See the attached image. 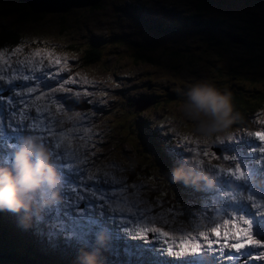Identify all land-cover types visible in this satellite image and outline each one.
Here are the masks:
<instances>
[{
	"label": "trees",
	"instance_id": "16d2710c",
	"mask_svg": "<svg viewBox=\"0 0 264 264\" xmlns=\"http://www.w3.org/2000/svg\"><path fill=\"white\" fill-rule=\"evenodd\" d=\"M147 1L157 9L170 8L168 17L174 22L173 25H170L172 27L168 29L172 28L173 32H177L183 27L180 29H174V27L180 25L190 26L189 34H195V36L189 39V48L185 41V43H177V45L168 49L167 53L159 51L156 56L144 55L152 63L149 65L155 69L157 75L168 79L164 84L166 88H169V91L163 95L164 99L154 98L152 106L164 105L169 100L176 101L183 99V101H186L187 92L183 86L190 85L189 70L193 64H196L201 67V72L210 73V77L206 80L211 81L221 91L230 90L232 92L231 103L233 105V114L236 116L235 120H238V124L247 125V123L251 122V116L260 108H264V71L261 75L256 76L258 71H262L259 66L264 64V0H255L259 1V3H251L249 9L241 5V0H235L234 2L232 0ZM15 7L0 8V13L4 15H17L15 23L7 24L5 27L0 26V46L14 43L23 33H26V31L18 30L20 23L31 22L34 24L41 17V15H32L17 8V12H15ZM79 19L81 18L76 17L72 22L66 24L62 22L59 32L66 34L72 26H78L77 22ZM202 22L221 25V32H224L225 35L212 36L204 32L203 25H201L202 28L200 26ZM249 32L254 34L249 36ZM115 42L109 41L107 44L110 45ZM171 42H168L166 46ZM251 48H255L256 50L248 53L251 57L242 56L240 49L251 51ZM87 55H91L90 58L95 59V56H98V52L92 47ZM165 57L166 61H157ZM139 59L141 57L137 56V61ZM227 60L229 62H238L234 65L226 64L225 61L228 62ZM144 61L146 62L147 60L144 59ZM246 65L250 66L249 69L252 70L253 76L250 79L247 73L243 72L244 74H242L241 71L242 68L247 67ZM81 66L85 67L83 64ZM241 77H246L251 84L242 88L240 81L239 83L237 82V85L236 79L239 80ZM158 85L156 86L157 88ZM166 88L161 90L153 88L152 92L154 94L157 92V95H161L165 92ZM129 101V99H126L125 104ZM173 118L174 114L172 113L169 119L172 120ZM134 152L138 153V151ZM156 159L158 157L154 154L153 161H156ZM155 163L156 165H160L157 161ZM128 166V171H131L132 176L148 173L147 162L142 161L141 168L135 170H132L133 165L131 167V164L128 163ZM145 187L149 189V199L160 203L164 208L166 216L173 217L175 214L178 216L186 198L174 190L168 182L165 181L164 184L157 182L151 188H149L148 183ZM21 243L16 241L13 244L12 256L9 258L14 264L37 263L38 259L34 254L36 252L23 248L25 245L23 244L22 246Z\"/></svg>",
	"mask_w": 264,
	"mask_h": 264
},
{
	"label": "rangeland",
	"instance_id": "374dc122",
	"mask_svg": "<svg viewBox=\"0 0 264 264\" xmlns=\"http://www.w3.org/2000/svg\"><path fill=\"white\" fill-rule=\"evenodd\" d=\"M41 1L42 0H33L32 7L39 8V4ZM232 1L234 2L235 0H232ZM253 2L259 3V1H255V0H250V1L241 0L240 3L245 8L249 9L251 7V3H253ZM19 4H21V2H19L18 0H0V8L5 7V6H19ZM73 9H75V10H86V11L91 10V13L88 14V16H90L91 18L94 17V15L97 11H99V10L104 11L105 12V21H106V25H107V28H106L107 32H105V30H103L102 27H99V28L96 27L95 30L88 28L87 26L83 25L84 21L82 19L78 20V22H77L78 26H72L71 27L72 32H74L78 35H89V37L95 36V37H98L100 39H104V38H107L109 35H113V37H114L113 41L114 42L117 40H120L122 42V53L114 54L112 61L110 63H108V65L106 64L107 56L111 55L109 53V48L105 49L103 51V53L101 54L102 59L95 61L93 64L84 65L85 67L81 66L82 63L77 65L76 69H77L79 75L77 73H75V77H77L81 82H83L82 88L91 96V99L92 98H98V97L100 99H103L104 96H106L107 94H111L113 92V90H112L113 83L116 80L121 79V76L119 74L120 70L125 71L127 66L128 67H135L136 60H132L130 58L133 54V51L142 52L143 55L149 54V55L156 56L159 53V51H162V48H165L164 52L167 53L168 49H171L174 45H177V43H180V42L185 43V41H186L188 44V48H189L190 47L189 39L191 37L195 36V34H189L190 29L184 25L174 27V29H180L181 27H183L181 30H179L177 32H173L172 28L171 29H165V26L166 27H172L170 25H165V26L157 25L154 28V38L149 41L145 36H148L149 33H151V34H153V33L145 31L142 34L141 31L138 30L140 28L139 24L136 23L134 25L135 22H139V21L131 20L129 22L130 17H131V12L133 11V7H131V5L129 3H126L124 1L122 3H118L117 0H102L99 3V5H97L96 7L89 5L86 7H74ZM14 10H15V12H17L16 8H14ZM151 10L156 11L157 8L153 7ZM56 14H58V12H42L41 16L43 17V20L41 17V22H36L33 25L37 26V27H43L45 31H42V32L46 33L45 37H47V38L52 37V38L62 42L63 46L66 49H69L71 47V43L68 41V38L66 36L62 37L61 35H59L56 31L53 30L51 23H49V21L51 19H53V17ZM150 15H151V13L148 12V10H146L145 17L149 18ZM45 17H46V20H45ZM16 20H17L16 15L7 16V15L0 13V26H5L7 24H13L16 22ZM113 23H115L117 26L123 25L125 27L122 31H119L116 33V32H113V31H115V29L111 27ZM139 23H141V22H139ZM30 25H31V22L22 23V24H19V27L25 28V27H29ZM201 25H203V29H204L203 31L211 34L212 36H218L221 34L225 35L224 32H221L222 26L219 24L212 25V24H206V23L202 22V23H200V26ZM141 26L145 27L142 23H141ZM201 28H202V26H201ZM117 34L120 35V37H115ZM253 34L254 33L249 32V36L253 35ZM24 35H25V33L22 34V36H24ZM68 37H69V35H68ZM48 39H51V38H48ZM172 40H175V41H172ZM168 42H171V43L168 46H166V44ZM81 51L79 53V58L82 57ZM254 51H256L255 48H251V51L240 49L242 56L244 55L247 57H251L248 55V53L254 52ZM229 59H230V57H229ZM157 61H159V62L166 61V57L163 58L162 60H157ZM78 62H83V61L81 59ZM144 62L145 61L143 59L142 63H144ZM228 62L225 61L226 64H233L234 65L238 61L229 62V63ZM246 66L247 67L244 66L245 68H242L241 71H242V74H244L243 72L247 73V76L250 79V77L253 76L252 70L249 69L250 66L249 67H248V65H246ZM259 67H261L260 69H262V71H258L256 73V76H259V74L261 75L262 72L264 71V64H261ZM143 68H145V67H143ZM150 69H152V67L147 66V70L150 71ZM194 70H195L194 72H196L197 69L195 68ZM66 71H69V70H66ZM208 71H210V70H208ZM87 72L89 73V76H91V77L84 78L87 75ZM153 72H156V71H153ZM71 73L74 75V71ZM191 73H192V68L190 69V76H191ZM209 76H210V73L208 74V73L202 72V75H201L202 82L211 84L208 80H206L209 78ZM141 79H142V76L135 75V73L131 72V80L130 79H125V80L122 79L121 83L124 84V87L129 88L131 92H136V91H138V89H137V87L134 88L133 86H134V84H136ZM154 79L160 80V77L156 76V77H154ZM240 81L242 83V88L251 84V82L248 81V79L246 77L245 78L241 77L239 80L236 79V84L238 85V83ZM253 85H255V84H253ZM260 85L262 86V84H260ZM126 105H129V103L126 102ZM164 106H167L168 110L172 111V109L175 107V103H171V104L166 103ZM177 110H178L177 111V118H179L180 120L187 121L189 127L193 128V126L190 125V124H193V125H199V126L205 128L204 131L208 130L206 127L207 117H204L202 115L199 117H191V116L186 114V112L183 110V106L181 107L180 105L178 106ZM125 116H126V121H125L126 128L121 127L119 129H117L118 136L120 135V133H119L120 131H121V133L126 134V132H129V130H131L133 132L131 134V137L133 138L134 142H136V141L140 142L141 136H142V130H141L140 125H137V124H133V126L130 125V116L128 114H125ZM114 120H117V119H114ZM113 124H116V122H114ZM72 126L73 127L76 126V122L74 120L72 121ZM125 129H126V131H125ZM196 133H197L196 131L193 132V134H196ZM207 133L208 132H204L203 135L206 137ZM116 143H118V144H116ZM114 144L117 147V149H120V147H119L120 142L114 141ZM131 144H132V141H131ZM123 147H125V146H123ZM154 154L155 153L153 151L143 152L139 162H141V161L147 162V165H148L147 169L149 171V176H148L149 179H151V176L152 177L158 176L162 179H165L168 175V172L166 170V162L163 160H160L158 158V159H156V161L159 162L160 165H156V163H155L156 161H153ZM119 160H122V159H119ZM132 161L136 162L134 159H132ZM101 179H102V176H101ZM121 180H122V178L113 180V183L118 184L121 182ZM140 181H142V180H140ZM160 181H163V180H160ZM43 199H45V197L43 195H36L35 201L32 203V205H34L36 202L43 204L42 203ZM11 233H12V231H11ZM65 237H67L68 240L70 239L72 242L75 241V237H74L73 233H68L67 235H65ZM108 240H109V238H107V241ZM95 241H98V244H99V246L97 248H95L92 245L93 242H95ZM85 245L87 246V250L76 252L73 255V257L70 259L69 264H82V260L80 259L81 255L84 252H93V251L97 252L98 264H134L131 256L127 255L123 258L120 254L117 253V251H113L112 247L110 245L105 244L103 241H100L97 238L88 237ZM6 246H8V244H6ZM103 250H109L111 255H114V253H115V256L107 257V255L102 252ZM0 251H1V249H0ZM59 259L60 258L58 255H54V256L50 257L49 259H42V260H40V262H38L36 264H60Z\"/></svg>",
	"mask_w": 264,
	"mask_h": 264
},
{
	"label": "clouds",
	"instance_id": "9594fccd",
	"mask_svg": "<svg viewBox=\"0 0 264 264\" xmlns=\"http://www.w3.org/2000/svg\"><path fill=\"white\" fill-rule=\"evenodd\" d=\"M77 13L78 10H75V15ZM92 47L95 48L88 40L84 51L88 53ZM113 47L115 48V46ZM116 49L122 53V44L117 45ZM137 56L141 57L139 61H137ZM87 58L91 59L89 55ZM130 58L137 62L143 61V59L148 61L142 52L134 51ZM186 95L187 100L183 104V110L191 117L201 115L207 117L206 127L209 131L226 129L236 119L233 114L231 94L221 91L213 84H193L189 87ZM201 178L211 183V174L203 170H201V174L194 176L190 170L179 166L174 169L172 175L174 181L183 179L188 182L189 179H192L195 182ZM63 183V178L57 171L49 146L37 135L24 136L12 153L10 160L6 157L4 162L0 163V210L6 209L13 212L24 210L27 212L31 207L34 194L45 184L52 191L47 198L42 200V203L44 205L51 204L58 198ZM4 234L14 236L13 233L4 232ZM99 239L103 240V235ZM2 251L5 253L3 248ZM3 257L4 255H0V264L13 263L9 257ZM80 259L82 264H98L96 251L84 252Z\"/></svg>",
	"mask_w": 264,
	"mask_h": 264
},
{
	"label": "snow or ice",
	"instance_id": "6c2138e0",
	"mask_svg": "<svg viewBox=\"0 0 264 264\" xmlns=\"http://www.w3.org/2000/svg\"><path fill=\"white\" fill-rule=\"evenodd\" d=\"M47 58L51 67H59L61 71L69 70L67 69V55L64 54L63 56L56 54L54 49H44V50H38L34 55L29 58L28 63L29 65L36 64L37 68H42L43 60ZM39 61V63H38ZM0 63H6V57H0ZM23 79V80H29L32 77H29L27 75H24L22 77H14V79ZM13 86H15L13 84ZM3 91V86L0 85V92ZM37 89L35 87L29 89L30 93H35ZM46 95V94H45ZM45 96H37V100L44 99ZM0 104H4L3 101H0ZM52 111V109L48 106V104H44L41 106H36L32 109V113L39 112L41 115L46 114L48 112ZM31 117L34 121H36V124H34V127L39 125L44 131L51 132L53 135H56L57 132H60L59 129H53L50 125L45 128L43 126L44 122L41 120V116L38 117L35 114L30 115L25 114L23 117L24 119H28ZM261 123L264 124V120H261ZM81 129H70L67 132H64L62 136L57 137L58 142L62 141L64 136H67L68 133L71 132H80ZM85 134H87L90 130L83 129L82 130ZM257 135L261 140H264V131H256L254 133ZM123 184H114L113 187H122ZM101 195H106V193H101ZM125 194H121L123 197ZM83 217L81 216H74L71 211H68L66 213H60L56 217L55 222H49L48 228L49 231H47V235L49 240H52L55 236H57L56 229L59 227L61 230H73L81 229L85 227V225L82 223ZM215 234L218 237H222L224 240L234 241L232 244V247L239 250L246 249L247 251L244 252V257H247L249 253L252 252V250L256 247H259L261 249H264V241L257 240L255 238V235L253 233V230L250 226H248V222L245 221L243 226L239 222H227L224 225L219 226L217 229L214 230ZM43 234V232H42ZM200 250V245L193 242L191 245H188L187 241H184L180 245V251H191V252H197ZM131 254V253H130ZM255 260L264 261V254H259L256 257H254Z\"/></svg>",
	"mask_w": 264,
	"mask_h": 264
},
{
	"label": "bare ground",
	"instance_id": "6f19581e",
	"mask_svg": "<svg viewBox=\"0 0 264 264\" xmlns=\"http://www.w3.org/2000/svg\"><path fill=\"white\" fill-rule=\"evenodd\" d=\"M54 2H56V0H42V2L40 3V8L44 12H55L54 8H53ZM213 198H214V200H216V199H218V196L216 194H213Z\"/></svg>",
	"mask_w": 264,
	"mask_h": 264
},
{
	"label": "water",
	"instance_id": "95a60500",
	"mask_svg": "<svg viewBox=\"0 0 264 264\" xmlns=\"http://www.w3.org/2000/svg\"><path fill=\"white\" fill-rule=\"evenodd\" d=\"M85 3H86L85 0H74L73 2H71V5L80 6V5H83Z\"/></svg>",
	"mask_w": 264,
	"mask_h": 264
}]
</instances>
